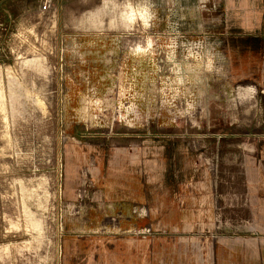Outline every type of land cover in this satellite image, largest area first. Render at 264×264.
Returning <instances> with one entry per match:
<instances>
[{"label": "rangeland", "instance_id": "rangeland-1", "mask_svg": "<svg viewBox=\"0 0 264 264\" xmlns=\"http://www.w3.org/2000/svg\"><path fill=\"white\" fill-rule=\"evenodd\" d=\"M261 31L264 0H0V264H264Z\"/></svg>", "mask_w": 264, "mask_h": 264}, {"label": "crops", "instance_id": "crops-1", "mask_svg": "<svg viewBox=\"0 0 264 264\" xmlns=\"http://www.w3.org/2000/svg\"><path fill=\"white\" fill-rule=\"evenodd\" d=\"M245 36H248V37L253 38V39L256 38V40H258L259 42L261 41V43H262V40H263V37H264V32L261 31V32L257 33L256 35L253 34L252 36L249 35V34L248 35H243L241 37V39L244 38ZM261 49H262V45H261Z\"/></svg>", "mask_w": 264, "mask_h": 264}, {"label": "bare ground", "instance_id": "bare-ground-1", "mask_svg": "<svg viewBox=\"0 0 264 264\" xmlns=\"http://www.w3.org/2000/svg\"><path fill=\"white\" fill-rule=\"evenodd\" d=\"M76 7H78V6H76ZM70 8H71V10H72L73 6H71ZM76 9H77V8H76ZM71 10H70V11H71ZM73 11H74V10H73ZM78 11H80V10H78ZM68 12H69V9H68ZM76 12H77V10H76ZM146 12H147V11H146ZM74 13H75V11H74ZM74 13H73V15H74ZM80 13H81V12H80ZM67 14H69V13H67ZM77 14H79V13L77 12ZM81 14H83V13H81ZM81 14H80V15H81ZM70 15H71V13H70ZM73 15H71V16H73ZM85 15H86V14H85ZM95 15H96V14H95ZM146 15H149V14L147 13ZM75 16H76V15H75ZM87 16H88V15H87ZM93 16H94V15H93ZM96 16H97V15H96ZM68 20H69V19H68ZM70 20H71V19H70ZM146 20H147V19H146ZM146 20H145V21H146Z\"/></svg>", "mask_w": 264, "mask_h": 264}]
</instances>
